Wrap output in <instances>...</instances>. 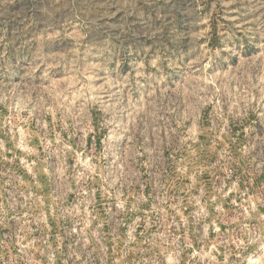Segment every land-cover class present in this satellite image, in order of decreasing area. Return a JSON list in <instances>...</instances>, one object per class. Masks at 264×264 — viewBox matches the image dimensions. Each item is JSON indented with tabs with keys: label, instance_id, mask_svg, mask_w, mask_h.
<instances>
[{
	"label": "rangeland",
	"instance_id": "374dc122",
	"mask_svg": "<svg viewBox=\"0 0 264 264\" xmlns=\"http://www.w3.org/2000/svg\"><path fill=\"white\" fill-rule=\"evenodd\" d=\"M0 264H264V0H0Z\"/></svg>",
	"mask_w": 264,
	"mask_h": 264
}]
</instances>
